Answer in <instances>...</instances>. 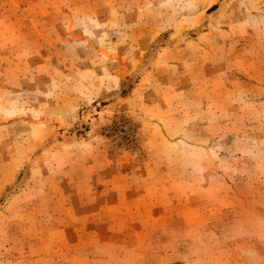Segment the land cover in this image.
Listing matches in <instances>:
<instances>
[{"label":"rangeland","instance_id":"rangeland-1","mask_svg":"<svg viewBox=\"0 0 264 264\" xmlns=\"http://www.w3.org/2000/svg\"><path fill=\"white\" fill-rule=\"evenodd\" d=\"M0 264H264V0H0Z\"/></svg>","mask_w":264,"mask_h":264}]
</instances>
